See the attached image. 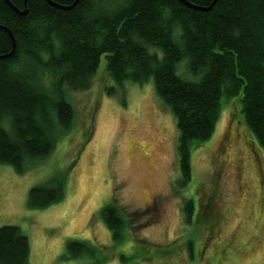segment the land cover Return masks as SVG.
Masks as SVG:
<instances>
[{
    "label": "rangeland",
    "instance_id": "rangeland-1",
    "mask_svg": "<svg viewBox=\"0 0 264 264\" xmlns=\"http://www.w3.org/2000/svg\"><path fill=\"white\" fill-rule=\"evenodd\" d=\"M185 60L180 75L197 79ZM67 96L75 117L52 153L23 173L0 164V227L27 235L29 264H264V149L239 102L223 97L183 185L177 121L153 80L118 87L102 56L90 88ZM56 175L63 199L30 208L29 190ZM110 203L126 222L117 240L101 215ZM70 240L88 253L68 256Z\"/></svg>",
    "mask_w": 264,
    "mask_h": 264
},
{
    "label": "trees",
    "instance_id": "trees-1",
    "mask_svg": "<svg viewBox=\"0 0 264 264\" xmlns=\"http://www.w3.org/2000/svg\"><path fill=\"white\" fill-rule=\"evenodd\" d=\"M51 1L70 6L76 0ZM188 1L206 8L214 0ZM10 2L19 12L0 0V164L23 173L52 153L75 117L68 91L90 88L102 56L118 87L153 80L177 121L183 185L191 181L192 151L211 138L225 96L234 108L241 104L264 149V0H216L209 10L179 0H79L69 10L48 0ZM184 59L197 79L180 75ZM58 176L29 190L30 208L63 199L65 176ZM186 212L194 216L192 201ZM101 215L119 239L125 226L119 208L110 203ZM87 245L68 241V256L86 255ZM29 259L27 235L1 226L0 264Z\"/></svg>",
    "mask_w": 264,
    "mask_h": 264
},
{
    "label": "water",
    "instance_id": "water-1",
    "mask_svg": "<svg viewBox=\"0 0 264 264\" xmlns=\"http://www.w3.org/2000/svg\"><path fill=\"white\" fill-rule=\"evenodd\" d=\"M49 2H50V4H52L53 6H55V7H58V8H62V9H66V10H69V9H71L73 6H75V4L79 1V0H76L72 5H70V6H63V5H59L58 3H55V2H53V1H51V0H48ZM180 2H182L183 4H185V5H187V6H189V7H191V8H195V9H198V10H209V9H211V7L214 5V3L216 2V0H214L213 2H212V4L209 6V7H206V8H204V7H199V6H197V5H194V4H192V3H190L188 0H179ZM6 2L13 8V9H15V10H17L18 12H19V9H17L14 5H12V3L10 2V0H6ZM26 2H27V0H25V4H26ZM22 14H24V13H26V10H23V11H20ZM9 33H10V35H11V38H12V40H13V50L12 51H14V48H15V41H14V39H13V34L9 31ZM9 55H11V53L9 54Z\"/></svg>",
    "mask_w": 264,
    "mask_h": 264
},
{
    "label": "bare ground",
    "instance_id": "bare-ground-1",
    "mask_svg": "<svg viewBox=\"0 0 264 264\" xmlns=\"http://www.w3.org/2000/svg\"><path fill=\"white\" fill-rule=\"evenodd\" d=\"M193 4V3H192Z\"/></svg>",
    "mask_w": 264,
    "mask_h": 264
}]
</instances>
